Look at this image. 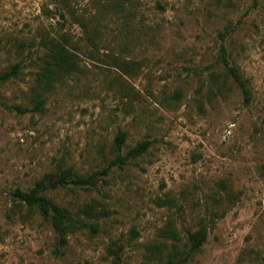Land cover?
<instances>
[{
	"label": "rangeland",
	"instance_id": "obj_1",
	"mask_svg": "<svg viewBox=\"0 0 264 264\" xmlns=\"http://www.w3.org/2000/svg\"><path fill=\"white\" fill-rule=\"evenodd\" d=\"M57 42L78 68L45 88ZM14 65L0 83V264H168L201 228L183 264H264V0H0V73ZM67 168L94 181L44 193L97 230L58 249L52 221L15 190Z\"/></svg>",
	"mask_w": 264,
	"mask_h": 264
},
{
	"label": "trees",
	"instance_id": "obj_2",
	"mask_svg": "<svg viewBox=\"0 0 264 264\" xmlns=\"http://www.w3.org/2000/svg\"><path fill=\"white\" fill-rule=\"evenodd\" d=\"M228 32L229 29L224 32V35L228 34ZM220 59L224 64L226 76L237 83L245 100L249 101L251 99V89L248 80L241 73L238 66L230 60L228 49L224 44L221 45ZM76 68H78L76 54L61 42L53 43L48 54V59L45 62V67L39 75V83L40 85H43V87L48 88L50 85L54 84L55 76L70 74ZM17 72L18 65H14L8 71L0 73V83L10 79ZM43 101L45 100L42 99L40 103H44ZM126 137L127 132L120 130L115 139V147L117 150L121 151L125 144ZM151 144L152 141L148 139L141 141L132 147L126 154L118 153L116 156V162L122 167L128 162L129 158L136 157L146 152ZM109 171L110 169H105L103 170V173H108ZM99 172L102 173V171ZM94 175L95 173L87 176L82 175L67 168L64 169V172L54 181H47L42 178L37 181L36 185L30 190L24 191L21 188L15 190V194L21 198V200L25 201L30 206L37 207L43 216L52 221L58 238V249L68 243V237L71 232L90 227L96 231L97 223L85 221L80 214L74 215L69 208L54 202L44 193V191L49 188L65 186L68 183H74L75 185L89 184L94 181ZM95 209L94 205L89 204L83 209V212L90 213ZM169 230L176 240H181L180 235L174 227H170ZM189 233L191 245L184 244L183 246H180V244L175 243L169 254L168 264L185 263L189 257L193 255L194 251L201 247L207 237V234H205V228H201L197 231H190Z\"/></svg>",
	"mask_w": 264,
	"mask_h": 264
}]
</instances>
